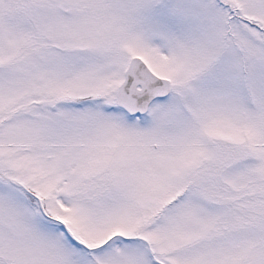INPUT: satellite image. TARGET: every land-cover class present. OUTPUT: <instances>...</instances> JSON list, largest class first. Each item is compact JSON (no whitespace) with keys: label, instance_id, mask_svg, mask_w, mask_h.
Returning <instances> with one entry per match:
<instances>
[{"label":"snow or ice","instance_id":"6c2138e0","mask_svg":"<svg viewBox=\"0 0 264 264\" xmlns=\"http://www.w3.org/2000/svg\"><path fill=\"white\" fill-rule=\"evenodd\" d=\"M0 264H264V0H0Z\"/></svg>","mask_w":264,"mask_h":264}]
</instances>
